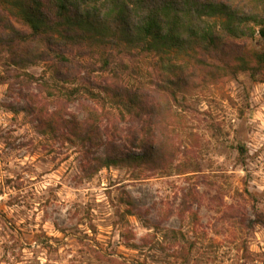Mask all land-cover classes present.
Instances as JSON below:
<instances>
[{
    "label": "rangeland",
    "instance_id": "374dc122",
    "mask_svg": "<svg viewBox=\"0 0 264 264\" xmlns=\"http://www.w3.org/2000/svg\"><path fill=\"white\" fill-rule=\"evenodd\" d=\"M239 42L264 49L259 35ZM10 59L0 46V264H264L263 82L240 72L200 86L151 128L169 150L158 164L88 176L87 148L43 133L31 109H56L39 86L50 63ZM83 102L57 108L83 119Z\"/></svg>",
    "mask_w": 264,
    "mask_h": 264
},
{
    "label": "trees",
    "instance_id": "16d2710c",
    "mask_svg": "<svg viewBox=\"0 0 264 264\" xmlns=\"http://www.w3.org/2000/svg\"><path fill=\"white\" fill-rule=\"evenodd\" d=\"M256 35L264 41V0H0V46L11 65L50 63L53 82L39 86L56 109L31 107L39 128L87 148L88 176L158 164L169 150L151 128L166 126L173 107L200 86L240 72L264 83V49L239 42ZM77 101H84L83 119L61 112ZM123 202L136 212L132 198Z\"/></svg>",
    "mask_w": 264,
    "mask_h": 264
}]
</instances>
